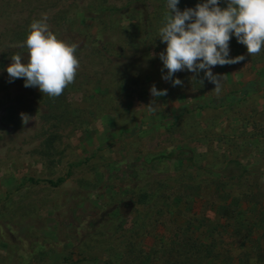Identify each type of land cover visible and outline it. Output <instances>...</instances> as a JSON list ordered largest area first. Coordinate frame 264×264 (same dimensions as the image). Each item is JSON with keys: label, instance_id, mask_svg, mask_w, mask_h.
I'll return each mask as SVG.
<instances>
[{"label": "rangeland", "instance_id": "1", "mask_svg": "<svg viewBox=\"0 0 264 264\" xmlns=\"http://www.w3.org/2000/svg\"><path fill=\"white\" fill-rule=\"evenodd\" d=\"M166 12L167 0H0V264H264V48L250 56L233 35L228 58L245 59L212 68L219 93L203 70L174 87L159 58ZM43 14L79 45L56 98L6 70L16 53L27 62ZM249 81L259 89L232 101ZM181 150L190 160L167 159ZM233 160L238 179L224 172ZM70 164L58 187L26 181Z\"/></svg>", "mask_w": 264, "mask_h": 264}, {"label": "clouds", "instance_id": "2", "mask_svg": "<svg viewBox=\"0 0 264 264\" xmlns=\"http://www.w3.org/2000/svg\"><path fill=\"white\" fill-rule=\"evenodd\" d=\"M180 0H167V12L159 38L166 43L165 52L159 54L167 75L165 81L172 80L175 73L184 71L199 75L215 85L219 93L224 76L214 75L212 68L219 65H232L245 59L243 55L228 58L229 42L234 35L237 42L247 48V53L260 54L264 48V0H227V7L219 6L220 0H206L196 7L181 11L177 5ZM28 49L27 62L16 53L7 73L12 80L24 78V87H38L41 93L51 98L59 97L71 85L80 67L76 56L79 45L69 44L58 38L48 27L47 14L33 20L29 34L24 42ZM163 71V70H162ZM195 79V77H193ZM203 84V81H199ZM180 79L172 80L173 86H181ZM154 97L167 95V90L158 91L153 85L150 89ZM147 108L154 111L153 102ZM26 124L29 117L21 113Z\"/></svg>", "mask_w": 264, "mask_h": 264}, {"label": "trees", "instance_id": "3", "mask_svg": "<svg viewBox=\"0 0 264 264\" xmlns=\"http://www.w3.org/2000/svg\"><path fill=\"white\" fill-rule=\"evenodd\" d=\"M258 84L257 82L255 83L254 81H249L239 92H236L230 96L231 100H237L243 97L244 95L248 94L250 91H257ZM205 105H211V103L204 104ZM167 159L170 161H185V160H190L189 158L186 157L185 151H179V155L174 154L173 152L169 153L167 156ZM83 164V162H79L76 165L79 166ZM75 165L70 164L69 165V171L67 174L63 177H59L56 180H40V179H34V178H28L26 181L30 184H41V183H47L52 187H58L59 185L63 184L66 181V178L70 176V169L73 168ZM224 172H226L229 177L233 178H240L243 176V174L246 172L243 166L239 163V161L233 160L229 161L224 169ZM227 175V176H228ZM84 264H110L108 261H103L102 259L95 258L91 260H86L84 261Z\"/></svg>", "mask_w": 264, "mask_h": 264}]
</instances>
